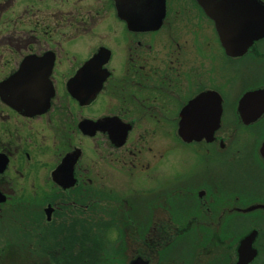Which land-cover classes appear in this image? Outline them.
Returning <instances> with one entry per match:
<instances>
[{
  "label": "flooded vegetation",
  "instance_id": "1",
  "mask_svg": "<svg viewBox=\"0 0 264 264\" xmlns=\"http://www.w3.org/2000/svg\"><path fill=\"white\" fill-rule=\"evenodd\" d=\"M65 1L0 0V215L33 208L23 237L49 264H106L123 236L130 264L165 246L191 254L168 264H239L252 231L246 264H264V37L227 53L208 0H184L206 46L176 0L145 30L117 0Z\"/></svg>",
  "mask_w": 264,
  "mask_h": 264
},
{
  "label": "rangeland",
  "instance_id": "2",
  "mask_svg": "<svg viewBox=\"0 0 264 264\" xmlns=\"http://www.w3.org/2000/svg\"><path fill=\"white\" fill-rule=\"evenodd\" d=\"M68 1L69 0H66L64 4L66 5ZM177 2H179L182 7L180 6V10H175L172 12L174 14L173 16H177L176 19L180 22L181 24L180 27L182 28L184 27V30H190L188 34H191L192 38L196 40L197 44H202L201 42L205 41L206 42L205 46H206L208 43H210L209 37H210L211 29L210 28L207 29L206 25L201 24L197 20L190 18L188 11H185V8H184L185 1L184 0H176L175 4H178ZM173 3H174V0H173ZM76 8H77V5L75 7H72V9L70 10H76ZM243 61H247V59ZM236 66L242 67L241 61L238 62L237 60H235L231 63V65L223 64L225 72L226 70H228L227 67L235 71ZM224 166L227 167V164ZM249 169H251V167L250 165H247L246 171L242 172L240 170V172L243 174H247ZM224 174L225 176H228L226 177L227 180H230V181L233 180V176L231 174L227 175L225 171H224ZM241 181H244V180H241ZM17 205H21V207H19L18 209L9 208V211H6V212L3 211L2 214L0 215V264H35L36 260H40L41 262L45 261V263L47 262V264H49L48 261L53 263L50 257L47 255V253L45 251L40 250L39 239H37L34 242L28 238L29 236L26 238L23 237L24 235L22 233V230L25 227H29L30 225L28 221L29 218H33L32 219L33 225L35 224L36 214L34 215V212H35L34 209L29 208V210L30 209L31 210L30 212H28V210L25 208L24 203H19ZM249 233H246V234H249ZM192 236L194 237V235ZM258 236L259 235L257 232V234H255L253 238V241H257ZM261 236L263 237L264 234H261ZM196 241L199 242L198 237ZM111 245L109 246V248H107L105 257L102 258L103 262L106 264H124L126 258L128 259L127 264H130L132 256L135 254V252H137V249L134 247L133 241L129 240L128 238L124 236L121 238V241L117 243V245L113 243H111ZM239 247L236 253L235 251L231 252L232 256L234 255V257L238 259L240 255ZM151 249L154 250V253H153L154 256L158 258L157 264H168L169 262H171L170 257H174L178 260L185 259V258L190 259L191 257L190 251L185 252V248L179 247V246L175 247L172 250L168 248L167 246H165L163 249H160L159 251H158L159 248H156V247H151ZM227 252L228 250L224 249L223 253L225 255ZM98 253H101V252H98ZM191 253H192V262L190 264H205L203 263V260L205 258V255L207 254V251L205 252L200 251L198 256H196L197 252L194 251L193 249L191 250ZM101 255H104V253L102 252ZM208 256H211V252H208ZM152 262H153L152 259H150L149 264H155ZM176 264H185V263L181 262V263H176Z\"/></svg>",
  "mask_w": 264,
  "mask_h": 264
},
{
  "label": "water",
  "instance_id": "3",
  "mask_svg": "<svg viewBox=\"0 0 264 264\" xmlns=\"http://www.w3.org/2000/svg\"><path fill=\"white\" fill-rule=\"evenodd\" d=\"M124 1L117 0L118 14L131 20L129 24L134 27L144 30L157 28L165 16V0H143V7L139 9L134 5L136 0H127V4ZM229 1L207 2L217 24V30L221 38L223 37L227 53L237 54L242 53L255 40L264 37V5L259 0ZM136 21L137 24L134 23ZM261 151H264V145ZM255 234L256 231L242 240L239 247V264H246L255 256V250L251 249Z\"/></svg>",
  "mask_w": 264,
  "mask_h": 264
},
{
  "label": "snow or ice",
  "instance_id": "4",
  "mask_svg": "<svg viewBox=\"0 0 264 264\" xmlns=\"http://www.w3.org/2000/svg\"><path fill=\"white\" fill-rule=\"evenodd\" d=\"M196 104H197V101L194 100V101L192 102V104L189 106V110H190L191 112H193V113H194V111H195V106H196Z\"/></svg>",
  "mask_w": 264,
  "mask_h": 264
},
{
  "label": "clouds",
  "instance_id": "5",
  "mask_svg": "<svg viewBox=\"0 0 264 264\" xmlns=\"http://www.w3.org/2000/svg\"><path fill=\"white\" fill-rule=\"evenodd\" d=\"M116 235H117V233L115 232V230H113L111 238L112 239H115L116 238Z\"/></svg>",
  "mask_w": 264,
  "mask_h": 264
}]
</instances>
